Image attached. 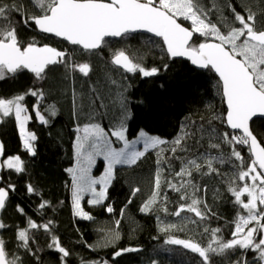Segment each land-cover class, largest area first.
<instances>
[{
	"label": "trees",
	"instance_id": "obj_1",
	"mask_svg": "<svg viewBox=\"0 0 264 264\" xmlns=\"http://www.w3.org/2000/svg\"><path fill=\"white\" fill-rule=\"evenodd\" d=\"M0 3L18 6V10L9 14V22L15 27L21 45L34 42L62 51L68 49L64 62L49 65L43 79L37 78L30 70H18L0 79V98L25 96L22 103L31 115L28 128L36 136L35 155H32L23 146L14 115L1 118L4 121L0 123V140L4 144L2 160L20 156L25 169L17 173L5 166L8 183L15 186L24 175L27 184L34 189L31 194H10L0 216V221L7 225L0 229V239L5 241L8 258L18 257L19 264L94 261L110 264H236L241 259L246 264H261L254 252L238 247L225 250L223 254L209 253V261L204 262L198 253L168 243L173 236L185 237L183 233L161 228L163 223H179L183 214L192 221L188 225L189 230L192 229V242L207 247L215 229L220 230L216 234L219 239H233L238 217L245 212L229 187L242 188L247 183V179L241 181L236 177L239 171L247 170L252 155L248 146L229 145L223 139L224 133H228L229 138L237 133L226 125L222 85L213 70H201L188 60L172 58L161 39L137 33L128 35L131 49L126 48L125 52L132 58L130 51L132 48L137 50L144 58L145 68L155 67L159 71L151 77L127 72L112 62L105 44L112 47L113 41H106L98 50H84L66 40L39 32L31 22L26 25L23 19L40 14L33 0H0ZM199 4L224 33L229 25L239 26L233 19L231 7L242 14L251 8L257 13L258 20L264 15V0H199ZM17 11L18 21L15 19ZM178 19L190 27L182 18ZM210 39L214 38L196 34L192 44L198 46ZM147 40L159 46L160 51L151 50ZM84 63L90 66L87 76L77 67ZM33 90L42 92L43 96L30 95ZM79 94L81 97H77ZM36 104L48 120L47 124L38 119L34 110ZM53 107L55 115L52 114ZM92 123L108 131L116 130L122 123L129 137L143 129L163 136L166 143L148 150L136 164L116 166L103 203L93 205L86 202L93 217L87 220L74 213L73 176L67 169L74 168L77 162L78 129ZM252 129L264 145V119L254 120ZM178 139L180 143L176 144ZM233 148L240 152L243 163L231 155ZM209 159L216 172L209 171ZM192 160L201 166L200 169L191 168V176L177 175L186 166L191 167L188 162ZM103 165L104 161L100 159L96 172L101 171ZM157 173L160 176L158 190L155 188ZM135 188L140 191L133 196ZM155 192L158 196L152 210L142 211ZM32 195L40 202L36 203ZM192 199L201 201L197 207L205 213L203 220L187 210ZM42 203L43 208L40 207ZM205 204L211 211L205 209ZM181 205L185 210L177 216L175 213ZM107 206H111L113 212H107ZM47 210L56 214L53 227L58 232L60 246L69 252L63 260L62 253L56 248L48 247L39 254L29 245L24 248V242L18 236L20 230L28 228L29 221L40 219ZM113 230L118 236L103 243L106 233ZM127 248L136 251L114 255Z\"/></svg>",
	"mask_w": 264,
	"mask_h": 264
},
{
	"label": "snow or ice",
	"instance_id": "obj_2",
	"mask_svg": "<svg viewBox=\"0 0 264 264\" xmlns=\"http://www.w3.org/2000/svg\"><path fill=\"white\" fill-rule=\"evenodd\" d=\"M33 4L40 10V14L29 15L27 19L22 17L26 25L31 22L40 31L62 37L73 45L82 46L85 50L99 48L105 37H119L138 29H144L161 37L167 45V52L172 57L187 56L193 64L202 68H212L219 74L222 81L223 96L227 102L226 122L231 129L242 132V135H233L231 138H229L228 133H224L223 139L229 145H248L252 155L247 170L239 171L236 177L241 181L248 178L251 180V184H245L242 188L229 187V191L235 196L236 202L242 205L248 214L238 217L235 231L232 233L234 238L229 241L219 239L216 234L220 230L215 229L212 230V239L207 247L181 239H169L168 243L182 245L184 248L198 253L204 262L209 261V253L223 254L225 250L236 247L258 251L259 259L264 261V223H262L264 221V209L258 207V202L259 205H264V146L261 145L249 127V122L253 117L264 116V15L258 20L257 13L251 8L242 14L236 11L235 7L230 6L233 19L239 23V27L229 25L227 33H224L217 24L212 23L208 12L200 6L199 0H33ZM14 10H18V6L0 3V21H4V23H0V79L5 78L7 74H15L18 70H30L37 78L43 79V74L49 65L63 63L66 53L46 45L38 47L34 42L21 45L15 27L11 26L9 22V14ZM180 17L190 21V27H185L178 22ZM195 34L205 38L215 37L219 42H203L194 46L190 42ZM114 63L127 72H139L144 77H151L159 71L155 67L146 69L140 64L134 63L123 51L115 55ZM77 67L79 72L85 76L89 74V64L84 63ZM29 94L43 96L42 92L36 90L30 91ZM24 99V95H17L12 99L0 98V116L14 115L19 125L24 148L35 155L32 141L36 140V136L32 132L26 131L25 126L31 116L28 115V109L21 103ZM35 110L39 120L47 124L48 120L40 114L39 106H36ZM52 114L55 115L54 107ZM3 122V119H0V123ZM125 132L126 128L122 123L119 128L111 132V136L124 142V147L120 150L111 148L108 140L109 134L99 125L85 126L83 137H76L78 164L79 159L83 157L88 161L89 166L91 165L93 153L89 152L85 145L87 144L88 148H93L98 141H104L108 145V154L105 158L109 160L107 172L99 179L90 177L87 167L67 169L69 173L73 174L72 203L76 216L87 220L93 219L88 212L84 211L81 200L85 193L90 192L92 199L88 203L93 205L103 203L106 199L107 188L111 182L115 164H136L149 148H156L166 143L160 137L148 136L141 131L140 137L144 141V151L130 150L131 145L125 136ZM179 143L180 140L178 139L176 144ZM212 147L218 148L219 145H212ZM3 154L4 144L0 142V157ZM231 155L243 163V157L234 148ZM212 163L211 159L207 161L209 171L216 172L217 170L213 168ZM188 165L191 167L186 166L177 175L191 176V168L199 170L201 167L195 160L189 161ZM5 166L17 173L25 170L24 161L20 156L5 159L0 167ZM97 184H102L104 187L97 191L95 188ZM159 187L160 176L157 173L155 188L158 190ZM10 190L14 191L15 186L0 187V210L5 208ZM27 190L30 193L34 191L31 185H28ZM176 190L179 191V189ZM139 191V188H135L132 195L134 196ZM245 194L249 197L247 203L241 199ZM157 196L158 192H155L141 210L144 212L151 211ZM200 203L201 201L192 199L187 210L194 212L203 220L205 213L197 207ZM44 206L43 203L40 205L41 208ZM204 207L207 209L206 204ZM164 210L167 211L166 208ZM184 210L185 206L181 205L180 210L175 214L178 216ZM18 211L23 212V209H18ZM106 211L111 213L113 208L107 206ZM207 211L211 210L207 209ZM253 221L256 222L257 227H248ZM50 223L38 225L34 221H29L28 226L31 229L42 227L48 231ZM118 224L119 221H117ZM5 227L7 225L0 221V229ZM168 227L172 226L169 225ZM164 230L167 231V228ZM254 235L260 237L258 242ZM18 236L24 242L23 247L27 249L30 239L27 230H20ZM213 244L216 247H213ZM49 247H55L62 253V260L69 256V252L60 246L58 238L53 237V244ZM130 251H136V249H122L116 251L114 255L120 256L123 252ZM0 264H19L18 257L8 258L3 239H0ZM93 264H97V262H93ZM102 264H107V261H103ZM236 264H246V261L241 259L236 261Z\"/></svg>",
	"mask_w": 264,
	"mask_h": 264
},
{
	"label": "rangeland",
	"instance_id": "obj_3",
	"mask_svg": "<svg viewBox=\"0 0 264 264\" xmlns=\"http://www.w3.org/2000/svg\"><path fill=\"white\" fill-rule=\"evenodd\" d=\"M180 18H182V20L185 21V22H187L188 25L190 26V21L184 20L183 17H180ZM211 38H214L215 39V37H211ZM128 40H129L128 35H126L123 38L118 39V40H114L113 39V42H112L113 43V46L112 47L111 46L109 47L108 44H105L106 45V48H107V50L109 52V54L111 56H114V55H116L120 51H125L126 48L127 49H131V47L128 45ZM147 42H148V45L150 46V49L151 50H155V51L158 50V51H160L159 46L157 47L154 43H152L149 40H147ZM132 50L133 51H130L131 52L130 54L132 55V59H133L132 61L134 63H138L142 67H144L143 66V63H142V61L144 60L143 56L142 55H139L137 53V50H135L133 48H132ZM146 69H151V68H146ZM38 97L41 98V96H38ZM77 97H81V95L79 94ZM36 106H37V104L34 106V110L36 109ZM35 112H36V110H35ZM28 115H30L29 111H28ZM1 118H2V116H0V119ZM29 121L30 120H28V122L26 123V126H25L26 127V131L32 132L28 128ZM17 125H18V122H17ZM87 125H99V124L92 123V124H87ZM87 125H85V126H87ZM85 126L79 128V136H81V137H83V135H84L83 128ZM99 126L101 128H103L101 125H99ZM18 129H19V125H18ZM104 130H105V132H107L109 134L108 140L110 141L111 148H114L116 150H120V149H122L124 147V142L123 141H120V140L116 139L115 137L111 136V132L112 131H115V130H111V131H108L106 129H104ZM141 131L145 132L148 136L160 137L161 139L165 140V138L163 136H161L159 134H153V133L147 132L146 130H143V129L140 130L133 137H129L127 135V133L125 132V136H126L127 140L129 141V143L131 145L130 150L144 151V141L140 137V132ZM32 133H34V132H32ZM239 135H241V134H239ZM239 135L237 133L236 136H239ZM21 140H22V143H23L22 137H21ZM0 142H1V140H0ZM34 142L35 141H32L33 145H34ZM89 143H91V141H89ZM244 146H248V145H244ZM85 147L87 148V150L89 152H92L93 153V160L91 162V165L89 166L88 161L86 159H83V157H81L79 159V164H78V158H77V162H76V164H75V166H74L73 169H76L78 167H87V168H89V173L88 174L90 175V177H92L93 179H99L100 177L104 176L105 173L108 170L109 160L105 158L106 155L108 154V145L104 141H98L97 144H96V146L93 147V148H88V145L87 144L85 145ZM150 149H152V148H149L148 150H150ZM100 159L104 161V165H103V168L101 169V171L96 172L97 169H98V167H99V160ZM3 161L4 160H2V157H0V164H3ZM118 165H129V164H115L113 166L112 178H113V175H114L115 167L118 166ZM4 168L5 167H0V187H8V185H10L8 183L7 175L4 172ZM72 176H73V174H72ZM246 179H247V183L246 184H249L250 185L251 184V180L248 179V178H246ZM72 183H73V179H72ZM103 187L104 186L102 184L95 185V188H96L97 191H100ZM27 188H28V184H27V181H26V177L24 175H22L17 180V183L15 185V190L14 191H11L10 190V193L12 194V193H15L16 192L18 194H24V193L31 194L32 192L31 193L28 192ZM71 193H72V189H71ZM32 198L35 200L36 203H39L40 202V200H39V198L37 196L32 195ZM91 199H92V194L90 192H88V193H85L83 195V198L81 200V206L83 207L84 211H86L88 213H89V211L86 208V202H88ZM241 199L245 203H247L249 197L247 196V194H245L244 196L241 197ZM258 207L264 209V205H259V202H258ZM244 210H245V212H244V214L242 216H246L248 214L247 213V210L246 209H244ZM55 216H56L55 213H53L50 210H47L46 213L40 219L34 221L38 225H44V224H48L49 222H51L50 225H49V230L48 231H45L42 227L39 228V229H31L28 226V228L26 229L27 232H28V235L30 237V239L28 240V245L32 248V250L35 253L39 254L42 250L48 248L49 245H52L53 244V237L57 238L58 232L53 227V220L55 219ZM180 216H181V218L179 219L180 220L179 223H177V224H175V223H167V224L163 223V225H161V228L162 229L167 228V230H172L174 233H183L185 235V237H176V236H173V237H171L172 239H181V240H186V241H192L191 240V237H192V232L191 231H192V229L189 230L190 227L188 226V225L192 224V221H190L188 218H186L185 215H183V214H181ZM262 223H264V221H262ZM169 225H171L172 227H168ZM248 227H257L256 222L253 221ZM245 231H247V229H245ZM117 236H118V233H117L116 230L107 232L106 233V236H105V238L103 240V243H104V241L105 242H110V241L114 240ZM254 238L258 242V240H259L260 237L254 235ZM52 248H55V247H52ZM249 250L255 253V256H256L257 261H260L261 264H264V261H261L259 259V252L258 251L251 250V249H249ZM94 262H97V261H94ZM102 262L103 261L97 262V264H102ZM83 264H93V262H86V263H83ZM107 264H110V263L107 262Z\"/></svg>",
	"mask_w": 264,
	"mask_h": 264
},
{
	"label": "water",
	"instance_id": "obj_4",
	"mask_svg": "<svg viewBox=\"0 0 264 264\" xmlns=\"http://www.w3.org/2000/svg\"><path fill=\"white\" fill-rule=\"evenodd\" d=\"M178 22H180V23H182L179 19H178ZM182 25L183 26H185V27H188L187 25H185V24H183L182 23ZM37 28V27H36ZM37 30L39 31V32H41V33H44V32H42V31H40L38 28H37ZM137 33H141V34H145V35H148V36H150V37H154V38H157V39H161L162 41H163V39L161 38V37H158V36H156L154 33H150V32H147L146 30H144V29H138V30H136L135 32H132V33H130V34H137ZM44 34H49V35H53V36H55L54 34H51V33H44ZM130 34H125V35H122V36H119V37H111V36H109V37H105L104 38V41L102 42V44H101V46L99 47V48H101L102 46H103V44H104V42H105V40H107V39H114V40H118V39H121V38H123L124 36H126V35H130ZM196 35V34H195ZM195 35L193 36V40H194V38H195ZM55 37H57V36H55ZM57 38H59V39H62V40H65L64 38H62V37H57ZM193 40L190 42V43H192L193 42ZM67 41V40H66ZM68 43H70L71 44V42H69V41H67ZM204 42H210V43H218L219 41L218 40H216V39H210V40H207V41H204ZM164 43V42H163ZM203 43V42H202ZM73 45V44H72ZM36 46H38V47H43V46H45V45H38V44H36ZM46 46H49V47H53V46H51V45H46ZM78 46H80V45H78ZM164 46H165V51L167 52V45L164 43ZM81 48H83L82 46H80ZM53 48H55V47H53ZM99 48H97V49H99ZM58 51H62V50H60V49H58V48H56ZM97 49H94V50H97ZM62 52H65V51H62ZM125 52V51H124ZM126 53V55H128L129 56V58L132 60V58H131V56L127 53V52H125ZM167 54L170 56V57H172L168 52H167ZM114 57H115V55L112 57V62L114 63ZM172 58H180V59H184V60H188L194 67H196V68H198V69H201V70H205V69H207V68H202V67H200L199 65H195V64H193L192 62H191V59L189 58V57H187V56H184V57H172ZM239 58V57H238ZM115 64V63H114ZM116 65V64H115ZM116 66H118L119 68H121L122 70H125L124 68H122L121 66H119V65H116ZM212 69V68H211ZM213 70V72L218 76V78L220 79V77H219V74L218 73H216L215 72V70L214 69H212ZM126 71V70H125ZM221 81V80H220ZM221 85H222V81H221ZM222 93H223V91H222ZM224 97V96H223ZM224 102H225V107H226V116H227V102H226V98L224 97ZM226 116H225V119H226ZM256 119H264V116H260V115H257V116H255V117H253L252 118V120L249 122V127H250V130L253 132V134L257 137V135L254 133V131H253V129H252V122L254 121V120H256ZM226 125L228 126V128L231 130V131H233V132H235V133H238V134H241L242 135V132L240 131V130H233V129H231L230 128V126L227 124V122H226ZM257 139H258V141H260V143H261V145L262 146H264L263 145V143L261 142V140L257 137ZM251 153V152H250ZM5 188H7V187H5ZM10 191H9V196H10ZM8 196V197H9ZM6 205V204H5ZM2 211L3 210H0V216H1V214H2Z\"/></svg>",
	"mask_w": 264,
	"mask_h": 264
},
{
	"label": "flooded vegetation",
	"instance_id": "obj_5",
	"mask_svg": "<svg viewBox=\"0 0 264 264\" xmlns=\"http://www.w3.org/2000/svg\"><path fill=\"white\" fill-rule=\"evenodd\" d=\"M18 16H19V12L17 11V12H15V19H17V21H18ZM49 35V34H48ZM55 37V36H54ZM106 41H113V39H107V40H105V42ZM104 42V43H105ZM72 45V44H71ZM104 45V44H103ZM83 49V48H82ZM100 49V48H99ZM85 50V49H84ZM98 50V49H97ZM65 53H67V51H68V49L66 48L65 50ZM111 57H113V56H111Z\"/></svg>",
	"mask_w": 264,
	"mask_h": 264
}]
</instances>
